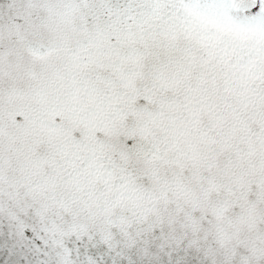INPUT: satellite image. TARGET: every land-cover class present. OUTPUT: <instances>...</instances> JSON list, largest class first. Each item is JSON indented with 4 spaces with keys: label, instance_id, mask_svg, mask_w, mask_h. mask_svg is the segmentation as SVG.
I'll return each instance as SVG.
<instances>
[{
    "label": "snow or ice",
    "instance_id": "obj_1",
    "mask_svg": "<svg viewBox=\"0 0 264 264\" xmlns=\"http://www.w3.org/2000/svg\"><path fill=\"white\" fill-rule=\"evenodd\" d=\"M0 264H264V0H0Z\"/></svg>",
    "mask_w": 264,
    "mask_h": 264
}]
</instances>
